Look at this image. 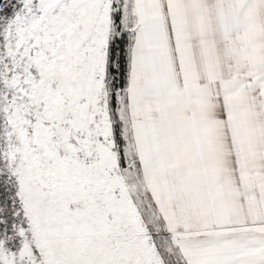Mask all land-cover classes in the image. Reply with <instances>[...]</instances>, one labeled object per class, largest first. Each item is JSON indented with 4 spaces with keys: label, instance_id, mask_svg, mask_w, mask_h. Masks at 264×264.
<instances>
[{
    "label": "snow or ice",
    "instance_id": "6c2138e0",
    "mask_svg": "<svg viewBox=\"0 0 264 264\" xmlns=\"http://www.w3.org/2000/svg\"><path fill=\"white\" fill-rule=\"evenodd\" d=\"M0 264H264V0H0Z\"/></svg>",
    "mask_w": 264,
    "mask_h": 264
}]
</instances>
